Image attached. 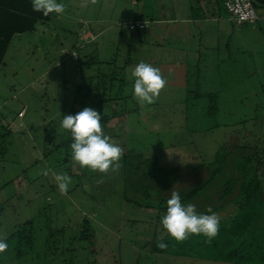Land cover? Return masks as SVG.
<instances>
[{
	"label": "rangeland",
	"instance_id": "obj_1",
	"mask_svg": "<svg viewBox=\"0 0 264 264\" xmlns=\"http://www.w3.org/2000/svg\"><path fill=\"white\" fill-rule=\"evenodd\" d=\"M61 1L67 3L63 15L14 38L0 73V238L9 245L0 264H191L144 252L147 242L140 237L153 235L156 220L129 222L155 218L157 212L135 203L159 201L176 187L144 163L153 167L156 159L158 168L184 173L213 163L225 147L244 146L236 153L255 152L264 164V93L257 84L240 85L245 70L238 71L241 79L226 68L220 77L203 79L192 70L186 83L161 58L153 66L167 86L156 103L141 108L132 97L131 70L179 48L152 38L151 26L168 8L181 15L187 0H99L88 7ZM139 20L147 28L133 34L129 25ZM86 107L100 113L101 122L126 110L108 130L124 149L122 166L100 184V174L71 163V135L60 127L63 116ZM53 173L71 177L67 194L59 192Z\"/></svg>",
	"mask_w": 264,
	"mask_h": 264
},
{
	"label": "crops",
	"instance_id": "obj_2",
	"mask_svg": "<svg viewBox=\"0 0 264 264\" xmlns=\"http://www.w3.org/2000/svg\"><path fill=\"white\" fill-rule=\"evenodd\" d=\"M58 2L62 1L58 0ZM173 13L168 8L161 15L162 18L153 19L151 36L152 38H163L170 45H178L179 48H174L177 49L175 52H167L168 54L164 57L158 52L156 59L148 57L147 63L153 65L157 59L161 58L171 61L174 69L183 73L186 83L188 71L192 70L201 71L202 79L215 77V74L211 75V73H216V77H220L218 71L224 68L232 72L235 79H241L240 76L243 73L238 71L245 70L240 85L257 84L261 94L264 93V7L260 8L257 13L260 22L241 26L233 24L224 9L220 10L219 1L215 0L212 2L187 0L181 15L175 16ZM85 24L84 20L82 28ZM87 36L91 34L89 32L82 34V37ZM227 74L231 75V73ZM259 91L252 90L251 94L256 95ZM124 111L126 110L122 108L118 112L120 114ZM24 117L25 115L22 118ZM101 124L104 133L108 135L109 125L104 122ZM166 181L171 185L174 183L170 178H166ZM236 194L237 192L235 196ZM227 203L225 206L213 209L219 217L224 216L220 219V226L224 227L226 218L229 220L231 215L239 211L234 201L229 200ZM259 203L253 208H246L255 215L248 222L242 234L235 233V229L229 230L225 237L220 238L218 234L216 237L220 239L212 248L194 252L188 249V253L181 256L184 262H191V264H262V261L261 263L257 261L261 260L264 254V189L261 191Z\"/></svg>",
	"mask_w": 264,
	"mask_h": 264
},
{
	"label": "trees",
	"instance_id": "obj_3",
	"mask_svg": "<svg viewBox=\"0 0 264 264\" xmlns=\"http://www.w3.org/2000/svg\"><path fill=\"white\" fill-rule=\"evenodd\" d=\"M213 0H209L212 2ZM219 1L220 10H223L230 16V20L236 26H241L245 24H256L260 22V18L256 13L257 8L264 7V0H251L253 3V7L255 13L258 17V21L255 23H244L238 25L231 13H229L226 2L227 0H215ZM53 14H50L47 17H44L42 13H36L32 10L31 0H0V73L5 66V59L10 50L12 42L14 38L17 36L25 35V34H33L37 30V23L46 25L51 22ZM136 22H142L145 25L144 29L137 28L132 33H138V31L145 30L147 28V24L141 20ZM134 22V23H136ZM74 59L77 61L80 60L78 55L74 54ZM92 59L87 63H91ZM21 116V113L19 114ZM124 117L125 111L120 114L115 115L110 118L108 116L105 117V124H110L113 119L116 117ZM244 151L245 147H238L235 150H230L227 147L223 148L222 151L217 153L213 163L211 164H200L194 167L189 172L182 173L179 168H158V162L156 159L153 161L155 164L153 167L150 166V161H146L144 164L149 169L156 168L157 174L167 176L165 178L171 177L176 185L174 189H172L168 194L164 195L159 201L139 205L142 209L153 210L157 212V216L155 218L148 217L145 220L138 219L135 221H129L132 224H149V220L151 222L157 223V227L155 230H152L153 235L140 237L147 242V246L151 248H142L145 253L153 254V255H177L182 256L183 254L188 253L189 251H203L206 249L212 248L214 244H216L217 240L221 238V236L229 233V230L235 229L238 234H242L246 228L248 222L254 217V213H250L246 208H253L259 205V199L261 195V191L264 189V180L260 177L264 173V164L260 163L256 156V153H248V154H239L237 151ZM139 157V155H138ZM259 162V163H256ZM263 165V166H262ZM125 168L127 169V163L125 164ZM136 170H140V168H134ZM131 171V169H129ZM203 171V176L196 183L189 182V184H184L190 177L199 176V172ZM140 172H138L139 174ZM151 174V173H150ZM198 174V175H197ZM261 174V175H260ZM155 177V176H151ZM173 183V184H174ZM177 184L179 185L177 187ZM222 190L221 193L218 191ZM177 191L181 196V202L184 204L192 203L196 206V210L198 213L209 214L207 212L208 208L212 210L216 207L225 206L227 201H234L235 204L239 207V211L236 214L231 215L230 219L226 218L224 226H220V232L218 233L220 238L215 237L210 244L204 243V238L202 236H191L188 240L183 243H177L174 240H170L169 238H165L164 242L168 244V247L164 250H161L157 247L158 236L161 231H163L161 227V217L166 213V204L167 200L171 197V192ZM237 192L236 196L235 193ZM235 196V197H234ZM124 203L129 202L128 198H124ZM131 201V200H130ZM226 217V216H225ZM224 216H220V219H223ZM137 221V222H136ZM223 220H221L222 222ZM15 237V235L13 236ZM24 238V237H22ZM31 240V236L28 237ZM149 241V242H148ZM20 256V255H19ZM264 260V255L261 257V261ZM264 264V261L263 263Z\"/></svg>",
	"mask_w": 264,
	"mask_h": 264
},
{
	"label": "clouds",
	"instance_id": "obj_4",
	"mask_svg": "<svg viewBox=\"0 0 264 264\" xmlns=\"http://www.w3.org/2000/svg\"><path fill=\"white\" fill-rule=\"evenodd\" d=\"M98 2L80 0V7L94 6ZM31 6L34 12L42 13L44 17L50 14L61 16L67 9V5L58 0H31ZM36 27L42 25L37 23ZM131 77L134 80L132 97L141 108L156 103L168 83L159 68L143 61L132 68ZM101 119L100 113L86 107L75 115L63 116L60 123V127L71 135V163L81 170L100 174L97 184L104 182L103 176L118 173L124 154V149L104 133ZM42 174L48 176L49 170H42ZM53 176L59 192L67 194L71 177L67 173H53ZM207 212L209 214L198 213L194 204L182 203L179 192L172 191L166 213L161 217L163 231L159 233L157 247L161 250L168 247L164 242L166 237L183 243L191 236H202L204 243L210 244L219 233L220 217L211 208ZM8 247L6 240L0 238V254H4Z\"/></svg>",
	"mask_w": 264,
	"mask_h": 264
},
{
	"label": "built area",
	"instance_id": "obj_5",
	"mask_svg": "<svg viewBox=\"0 0 264 264\" xmlns=\"http://www.w3.org/2000/svg\"><path fill=\"white\" fill-rule=\"evenodd\" d=\"M226 7L231 13L234 21L238 24L255 23L259 19L255 13L251 0H227ZM137 28L144 29L145 25L142 22L131 23L129 29L131 31Z\"/></svg>",
	"mask_w": 264,
	"mask_h": 264
}]
</instances>
